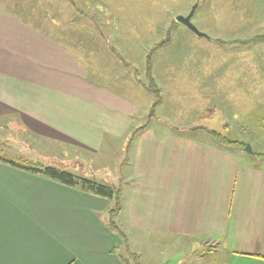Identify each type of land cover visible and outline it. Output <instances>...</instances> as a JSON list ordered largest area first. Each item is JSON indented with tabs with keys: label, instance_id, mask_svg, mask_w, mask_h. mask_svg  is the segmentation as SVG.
I'll use <instances>...</instances> for the list:
<instances>
[{
	"label": "crops",
	"instance_id": "0c3cea01",
	"mask_svg": "<svg viewBox=\"0 0 264 264\" xmlns=\"http://www.w3.org/2000/svg\"><path fill=\"white\" fill-rule=\"evenodd\" d=\"M102 78L88 76L57 37L0 6V116L97 151L107 134L126 133L136 109V98ZM153 128L136 134V180L121 206L135 240L157 237L162 249L173 239L198 242L190 255L201 257L190 264H264V152L248 157L209 137ZM109 206L108 198L0 162V264H127L104 221Z\"/></svg>",
	"mask_w": 264,
	"mask_h": 264
},
{
	"label": "rangeland",
	"instance_id": "374dc122",
	"mask_svg": "<svg viewBox=\"0 0 264 264\" xmlns=\"http://www.w3.org/2000/svg\"><path fill=\"white\" fill-rule=\"evenodd\" d=\"M75 2L76 8L68 0H0V6L57 37L84 63L88 76H101L111 87L136 98L132 121L126 133L107 134L99 150L89 151L43 138L26 129L17 116L3 114L0 157L22 156L98 180L109 178L121 182L128 197L136 178L134 140L129 149L127 144L147 123L158 132L212 138L199 128L205 125L264 152V40H251L264 34V0ZM193 8L191 21L203 36L176 22L177 16H186ZM148 64L161 90L162 101L156 107L154 95L143 87L149 84ZM218 143L249 157L242 145ZM254 161L261 160L256 156ZM115 220L132 237L130 247L116 249L127 264H169L165 260L177 258L190 264L191 258L201 257L190 255L199 249L194 241L173 239L163 249L157 237L136 241L126 222L127 207ZM134 251L143 254L133 259Z\"/></svg>",
	"mask_w": 264,
	"mask_h": 264
},
{
	"label": "trees",
	"instance_id": "16d2710c",
	"mask_svg": "<svg viewBox=\"0 0 264 264\" xmlns=\"http://www.w3.org/2000/svg\"><path fill=\"white\" fill-rule=\"evenodd\" d=\"M68 1L71 3V5L74 8L77 7L75 0H68ZM251 40L253 41L254 40H264V34L255 36ZM149 63H150V60H149ZM148 71H149L148 72L149 84H143V87L154 95L155 101L153 103V107H156L162 101L161 90L157 86V84L154 82L153 75H151L152 74L151 66L149 64H148ZM212 112H213V109H209L207 111V113H210V114ZM205 113H204V117L209 118L207 116L209 114H205ZM148 126H149V123L144 124L143 126H140L136 129L135 134H132L131 140L127 144V149H129L132 146V142L135 139L136 134L140 132L142 129L147 128ZM199 128L201 130H204L208 134H210L212 137L211 139H213V141H215L217 144H219L218 143L219 140H222L229 144L236 143L239 146L242 145L241 149H243V147H245L246 145L244 141L229 139L228 137H226L225 135H223L217 130H214V129H211L205 126H201ZM0 162L9 164L13 167L20 168V169H23V170H26V171H29L35 174L42 175L46 178L55 180L57 182L63 183L68 186L79 188L83 191L90 192V193L108 198L110 200V206L106 212L104 221L108 228L116 232V234L121 239L123 245L128 244V238L125 232L120 228V226L115 220V216L121 211L122 200H123V187H122L121 182L119 183V182L110 181L109 178L107 179L109 181H104L102 179L98 180L97 178L93 176L87 177L84 175H79L76 172L65 169L59 165H53V164L46 165L41 161L25 158L22 156H17L14 158L0 157ZM130 255L133 259L137 257L135 253H131Z\"/></svg>",
	"mask_w": 264,
	"mask_h": 264
},
{
	"label": "water",
	"instance_id": "95a60500",
	"mask_svg": "<svg viewBox=\"0 0 264 264\" xmlns=\"http://www.w3.org/2000/svg\"><path fill=\"white\" fill-rule=\"evenodd\" d=\"M194 13V8L191 10V12L189 14H187L186 16H183V15H179L176 17V22H181L183 24H185L186 26H188L190 29H192L193 31H195L197 33V35L199 36H203L205 35L203 32H200L198 30V28L192 23L191 21V18H192V15ZM246 150L250 153H253V149L252 147L250 146V144H247L245 146Z\"/></svg>",
	"mask_w": 264,
	"mask_h": 264
}]
</instances>
